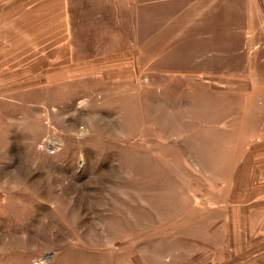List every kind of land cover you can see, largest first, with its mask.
Instances as JSON below:
<instances>
[{"label": "rangeland", "instance_id": "374dc122", "mask_svg": "<svg viewBox=\"0 0 264 264\" xmlns=\"http://www.w3.org/2000/svg\"><path fill=\"white\" fill-rule=\"evenodd\" d=\"M0 264H264V0H0Z\"/></svg>", "mask_w": 264, "mask_h": 264}, {"label": "built area", "instance_id": "2783aa9c", "mask_svg": "<svg viewBox=\"0 0 264 264\" xmlns=\"http://www.w3.org/2000/svg\"><path fill=\"white\" fill-rule=\"evenodd\" d=\"M41 149H44L45 147L42 145L41 147H40ZM57 151V149L56 148H49V153H51V154H53V153H55Z\"/></svg>", "mask_w": 264, "mask_h": 264}, {"label": "crops", "instance_id": "0c3cea01", "mask_svg": "<svg viewBox=\"0 0 264 264\" xmlns=\"http://www.w3.org/2000/svg\"><path fill=\"white\" fill-rule=\"evenodd\" d=\"M16 13V12H15Z\"/></svg>", "mask_w": 264, "mask_h": 264}]
</instances>
